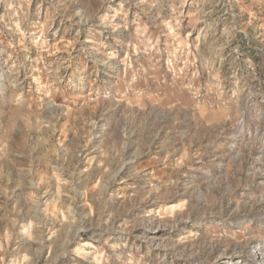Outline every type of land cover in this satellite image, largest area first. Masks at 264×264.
<instances>
[{"label":"rangeland","instance_id":"374dc122","mask_svg":"<svg viewBox=\"0 0 264 264\" xmlns=\"http://www.w3.org/2000/svg\"><path fill=\"white\" fill-rule=\"evenodd\" d=\"M263 252L264 0H0V264Z\"/></svg>","mask_w":264,"mask_h":264},{"label":"bare ground","instance_id":"6f19581e","mask_svg":"<svg viewBox=\"0 0 264 264\" xmlns=\"http://www.w3.org/2000/svg\"><path fill=\"white\" fill-rule=\"evenodd\" d=\"M264 253V252H263ZM263 253H262V255H258V256H254L255 257V259H259V261H260V264H264V255H263Z\"/></svg>","mask_w":264,"mask_h":264}]
</instances>
